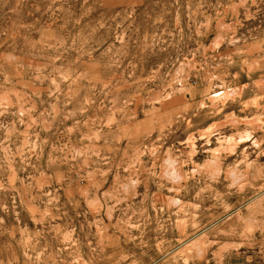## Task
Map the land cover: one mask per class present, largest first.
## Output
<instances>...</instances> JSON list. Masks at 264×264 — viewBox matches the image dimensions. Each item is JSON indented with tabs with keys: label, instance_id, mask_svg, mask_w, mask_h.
Here are the masks:
<instances>
[{
	"label": "rangeland",
	"instance_id": "obj_1",
	"mask_svg": "<svg viewBox=\"0 0 264 264\" xmlns=\"http://www.w3.org/2000/svg\"><path fill=\"white\" fill-rule=\"evenodd\" d=\"M0 264H264V0H0Z\"/></svg>",
	"mask_w": 264,
	"mask_h": 264
}]
</instances>
